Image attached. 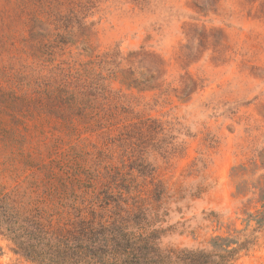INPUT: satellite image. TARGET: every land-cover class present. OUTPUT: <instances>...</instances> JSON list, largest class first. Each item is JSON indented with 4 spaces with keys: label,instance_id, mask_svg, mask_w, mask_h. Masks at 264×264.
<instances>
[{
    "label": "rangeland",
    "instance_id": "1",
    "mask_svg": "<svg viewBox=\"0 0 264 264\" xmlns=\"http://www.w3.org/2000/svg\"><path fill=\"white\" fill-rule=\"evenodd\" d=\"M73 16H86V32L72 20L75 34L66 35L61 18ZM34 25L50 42L66 37L52 57L32 39ZM130 76L152 81L130 88ZM52 78L73 86L101 80L112 91L102 101L114 113L111 124L77 122L74 130L43 115L27 129L13 127L9 92L33 98ZM77 150L104 151L105 164L139 186L161 216L171 264L190 257L182 251L212 254L218 237L249 241L227 264H264V229L256 221L264 209L256 198L249 202L253 194L237 195L241 183L252 186L264 175L250 168L264 150V0H0V186H73L65 174L51 179L6 160L48 163L52 153ZM141 158L154 181L130 170ZM242 166L249 171H235ZM159 182L166 191L157 202ZM0 248V264H34L2 234Z\"/></svg>",
    "mask_w": 264,
    "mask_h": 264
},
{
    "label": "trees",
    "instance_id": "2",
    "mask_svg": "<svg viewBox=\"0 0 264 264\" xmlns=\"http://www.w3.org/2000/svg\"><path fill=\"white\" fill-rule=\"evenodd\" d=\"M72 18H61V27H64L66 35L75 34L71 30L72 20L78 33L88 30L86 16ZM48 37L49 34H42L41 26L32 27V39H39L45 59L53 56L55 43L63 44L66 39L64 35H57V39L50 42ZM125 81L130 88H138L145 83L150 84L152 80L142 82L130 76ZM99 82L88 85L76 83L73 86L65 79L52 78L34 88L33 98L9 92L12 126L27 129V121L39 120L43 115L50 119L55 117L74 130L77 122L97 127L111 124L114 113L104 108L102 101L108 100L112 91ZM149 84L147 88H155ZM147 122L155 123L150 119ZM15 134V131L9 130V135ZM23 139L20 142H26V137ZM162 149L168 153L169 148ZM108 158L104 151L77 150L68 155L52 153L48 163L31 156L6 160L12 165L22 163L24 169L46 170L51 179L65 174L74 183L73 186H17L12 190L0 186V234L9 238L16 254L34 264L172 263L174 252L167 253L161 245L165 232L161 228V216L147 204V199L142 197V191L129 174L105 164ZM137 161L140 164L130 166V170H137L154 181V170L150 165L143 158ZM250 168L253 174L264 169V150L250 161ZM237 170L249 171L244 166L235 168ZM165 191L163 183L159 182L153 199L160 202ZM249 194L254 195L249 202L256 198L264 209V175L252 186L247 182L238 186V196ZM260 216L256 220L257 230L264 229V211ZM250 222L248 220V225ZM248 244V240L240 243L237 239L218 237L213 242L212 254L182 251L190 255L182 260V264H227ZM232 245L237 246L231 248Z\"/></svg>",
    "mask_w": 264,
    "mask_h": 264
}]
</instances>
